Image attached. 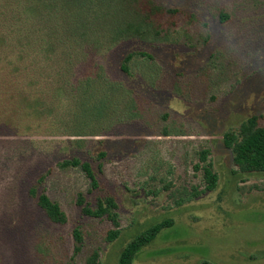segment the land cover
Wrapping results in <instances>:
<instances>
[{"label": "rangeland", "instance_id": "obj_1", "mask_svg": "<svg viewBox=\"0 0 264 264\" xmlns=\"http://www.w3.org/2000/svg\"><path fill=\"white\" fill-rule=\"evenodd\" d=\"M29 1L0 0V26L3 16H22ZM95 1L73 0L67 11L77 18L83 2ZM126 10L90 16L99 49L75 53V77L68 69L57 78L65 94L41 96L44 83L29 92L11 58H0V264H84L95 250L101 264H119L130 242L164 222L172 225L134 264H264V173L234 175L224 145L249 118L264 127V0H137ZM131 27L142 36L124 34L135 40L108 49L111 32ZM141 52L154 61L136 55L125 74L124 59ZM101 76L125 90L112 95L110 84L98 85ZM38 98L53 105L50 116L34 110ZM203 150L219 184L190 201L193 188L205 187L195 169ZM75 159L92 164L98 191L89 192L80 168L59 166ZM35 187L60 205L67 224L48 219L30 196ZM80 193L93 206L102 195L116 199L118 240L107 242L108 220L82 215ZM75 231L83 244L73 258Z\"/></svg>", "mask_w": 264, "mask_h": 264}, {"label": "trees", "instance_id": "obj_2", "mask_svg": "<svg viewBox=\"0 0 264 264\" xmlns=\"http://www.w3.org/2000/svg\"><path fill=\"white\" fill-rule=\"evenodd\" d=\"M136 1L96 0L95 2H83V8H79L82 9V12L75 18L73 17V11L71 13L67 11L71 9L68 6L73 4V0H69L67 4H64L61 0H50L42 3L37 0L35 2L34 0H30L26 5H23L24 13L22 16H3V22L1 21V25L3 26H0V58H11V72L21 75L20 81L23 79L26 82L25 86L27 90L29 89V92L31 89L40 85L42 88L44 83V87L46 85L45 90L47 91L41 96L47 93H49V96H56L58 95L57 92L65 94L66 86L61 87L58 84L57 78L58 76L66 77L65 73L68 69L72 72L73 77H75V53L80 52L84 54L85 49H87L86 54H88L94 46L95 49H99L94 44H97L95 39L100 36L96 34L97 36L92 37L91 34L97 33V30L90 28V16L93 17L94 22L99 17L106 19L107 15L110 16V13H113L112 10L115 12L113 16L119 15V12H125L128 8H134ZM135 8L137 9V7ZM136 15H138V12L135 13L133 11L130 17H136ZM1 19L2 16H0ZM222 20L225 21L226 17L222 16ZM124 24L128 23L125 22ZM111 26L112 24L110 23L109 27ZM27 29L29 30L27 31ZM124 34L132 36H139L141 34L140 36H142V33L136 28H120L119 31L111 32L110 39L106 38V42L110 44L108 49L120 42L135 40L134 38H124ZM63 48L72 51H70V60L67 59L66 51L62 53L63 55L59 53ZM3 49H7L10 55L7 52L3 53L1 51ZM136 55L145 56L148 60L154 61L153 56L151 57L144 52L129 54L124 59L121 67L125 74H129L128 65H130V62ZM94 79L89 78L85 80L88 87L94 84ZM107 79L104 80L101 76L98 85H101L102 89H105V84L108 83L111 85L109 93L111 92L112 95L118 93L117 89L119 91L125 90L120 84ZM102 82H104V85ZM102 95L104 98L109 97L108 92ZM18 97L19 105L25 106L23 104L25 100H21V94ZM38 100H40V105H37L38 108L34 106V110L39 114L40 110L44 109L43 112H46L50 116L51 111H53V105L47 104L46 100L42 101V98H38ZM66 100L68 101L69 99L67 98ZM92 101L90 102L92 103ZM30 105L27 106L29 109L31 108ZM258 121L259 119L256 116L249 118L241 125L239 135L229 133L224 136V145L231 151L234 166L238 170L234 175L240 173L244 175L264 173V127H260ZM100 156L103 159L106 155L101 154ZM209 156L210 151L208 150H203L199 154L200 164H205V166L199 164L195 169L197 171H203L205 187L203 189L193 188L188 194L190 201L207 193L214 192L218 187L219 178L213 172L212 164L208 163ZM59 166L61 168H80L90 181L91 189L89 192L93 193L100 189L98 177L91 163L81 162L75 159L73 161L63 162ZM100 168L102 169V166ZM43 181L44 177L39 179L38 183L42 184ZM30 196L37 199L38 206L44 211L52 223L59 225L67 224L68 217L66 213L45 192L39 194L37 187H35L31 189ZM77 206L81 209L83 216L94 219H106L112 224V230L107 234V242L112 243L119 239L121 235L119 205L113 196L102 195L97 198L96 205L93 206L88 202L85 195L80 193L77 199ZM171 225L170 222L156 225L130 242L122 251L119 264H134L135 258L141 249L150 244L162 230ZM74 238L76 244L73 258L81 253L83 244V239L79 231L74 232ZM84 264H101L100 252L95 250L90 253Z\"/></svg>", "mask_w": 264, "mask_h": 264}]
</instances>
